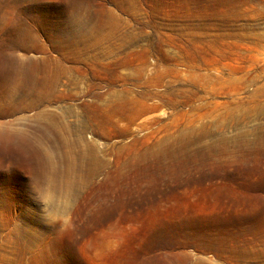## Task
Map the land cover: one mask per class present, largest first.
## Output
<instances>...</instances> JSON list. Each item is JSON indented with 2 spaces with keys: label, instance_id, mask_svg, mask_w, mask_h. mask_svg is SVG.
Wrapping results in <instances>:
<instances>
[{
  "label": "rangeland",
  "instance_id": "1",
  "mask_svg": "<svg viewBox=\"0 0 264 264\" xmlns=\"http://www.w3.org/2000/svg\"><path fill=\"white\" fill-rule=\"evenodd\" d=\"M0 264H264V0H0Z\"/></svg>",
  "mask_w": 264,
  "mask_h": 264
}]
</instances>
